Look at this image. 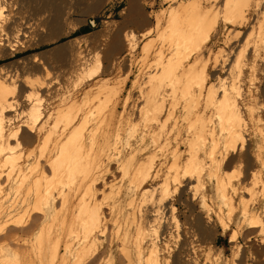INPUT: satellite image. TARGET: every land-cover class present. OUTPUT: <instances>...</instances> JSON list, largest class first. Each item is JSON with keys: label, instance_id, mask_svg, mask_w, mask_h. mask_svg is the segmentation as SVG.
I'll use <instances>...</instances> for the list:
<instances>
[{"label": "bare ground", "instance_id": "obj_1", "mask_svg": "<svg viewBox=\"0 0 264 264\" xmlns=\"http://www.w3.org/2000/svg\"><path fill=\"white\" fill-rule=\"evenodd\" d=\"M86 1L0 0L5 263L198 264L231 231L233 259L241 237L264 264V0H161L153 28L88 37L95 59L87 37L39 52ZM110 68L126 81L106 109Z\"/></svg>", "mask_w": 264, "mask_h": 264}, {"label": "rangeland", "instance_id": "obj_2", "mask_svg": "<svg viewBox=\"0 0 264 264\" xmlns=\"http://www.w3.org/2000/svg\"><path fill=\"white\" fill-rule=\"evenodd\" d=\"M179 1H186V0H179ZM136 2L138 3L139 8L144 12V14L146 13L145 15H149V14L152 15V16L149 15L151 16L149 17V20H150L148 23L149 25L148 24L141 25V22L139 20L127 18L131 0H105L101 2V5H99L97 9H93L94 0H87L85 3L86 4L85 11L82 13L75 12L73 13L71 17V20H70L71 26H76V30L71 35L63 36L62 38H60L58 41L54 43L41 46L39 49V52H44V51L56 48L58 46H63L67 42L73 41L74 39H80V38H86V37L88 38L94 33L103 32L104 30H108V32H110L111 34L114 33L116 29H138L139 32H142L148 28H153V21H154L153 15L160 14V13L162 14L166 13L169 10V6H171L169 3L162 2L161 0H136ZM164 16H166V14H164ZM164 21H163L164 23L162 22L160 25L161 27L159 26L158 29H165V28L170 29L171 25H173V23H170L171 22L170 20L168 22V19H165ZM209 28H210V25L207 24L206 29H209ZM95 40L96 39L93 40L90 38L89 40H87L89 42L86 43L88 45L87 47H89L87 49L88 52L90 53L89 58L92 57L93 59H95L94 57L95 55H93L94 53L91 49V46L95 44L99 45V39H97L96 41ZM146 41H143V42L145 43ZM101 42L104 44L103 41ZM104 51H105V47L103 46H100V48L97 51L98 55L100 56L101 62H104ZM103 64H105V62ZM89 65L91 66V64H88V67ZM105 75L102 76L103 77L102 80H103V84L106 85V91L109 92L108 93L109 96L106 100L107 102L103 104L104 105L103 107H106L107 109V106L111 105V102L113 101L115 97L114 94L123 88L124 82L126 81V72L125 70H122V69L118 70V69L110 68L108 69V73H106ZM131 79H133V77H131ZM129 88H130V84L127 86V90ZM234 172L236 174V171ZM117 175L118 173L112 170V173H110L108 176L105 177V181H110L112 180L111 179L112 177L117 176ZM101 188H102V191H99L101 190ZM96 189L98 190V193H97L98 199H100L103 194L109 193V190H107V188L103 190L102 185H97ZM231 229H234V226H232ZM230 234H231V231L227 232L225 236H222V237L218 236L215 241L216 243H212V244L209 243V244L204 245L207 248V250L209 249L207 251L209 253H206L205 255L198 257L199 258L198 264L199 263L202 264V262L203 264H209L210 263L209 261H211L210 264H217V263L225 264V261L226 262L228 261L226 264H231L232 260L233 262L235 261L234 263L236 264H257V260H254L252 258V256L254 257V255L249 252H246L245 241L241 237L238 239L239 242L237 241V245L240 243V245L238 246H240L241 249L239 248L240 250H239L237 259L235 260L233 259L234 248H233V245L228 242ZM38 245H37L38 247H41L43 245L41 247L43 249L44 247L48 246L49 243H46L45 240H42V244L40 241V244ZM210 253H212V255ZM32 255L35 256V254H32ZM32 255L28 254L29 257L27 255H18L15 258V260L17 261L18 264H24L23 262L29 263V258H30L31 260L30 264L33 260L34 262L32 263L35 264L36 258ZM31 257H34L32 258L33 260L31 259ZM117 258H119V255L117 256ZM117 258L112 259L111 262L108 264H117ZM213 260L216 263H214ZM0 264H6L3 253H0Z\"/></svg>", "mask_w": 264, "mask_h": 264}]
</instances>
